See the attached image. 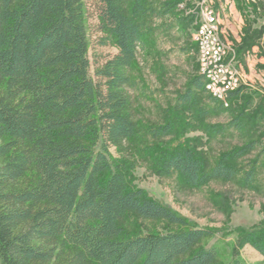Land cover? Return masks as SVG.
Returning a JSON list of instances; mask_svg holds the SVG:
<instances>
[{
  "label": "trees",
  "instance_id": "trees-1",
  "mask_svg": "<svg viewBox=\"0 0 264 264\" xmlns=\"http://www.w3.org/2000/svg\"><path fill=\"white\" fill-rule=\"evenodd\" d=\"M177 3L95 0L96 22L88 25L85 0H0V264H212L216 259L217 246L199 245L215 232L188 223L132 185L133 164L110 150L137 148L141 130L154 139L173 130L174 120L139 127L127 89L135 87L131 70L151 32V18ZM89 29L99 45L116 52L91 61ZM193 47L196 53V42ZM201 92L206 102L224 107L197 74L175 108L194 106ZM254 146L250 140L210 162L178 143L161 150L154 162L160 174L178 173L190 186L239 174L251 186L256 161L242 159ZM129 214L180 228L129 232ZM236 245H249L264 258V224L239 230ZM226 264L246 263L234 256Z\"/></svg>",
  "mask_w": 264,
  "mask_h": 264
},
{
  "label": "rangeland",
  "instance_id": "rangeland-1",
  "mask_svg": "<svg viewBox=\"0 0 264 264\" xmlns=\"http://www.w3.org/2000/svg\"><path fill=\"white\" fill-rule=\"evenodd\" d=\"M85 1L87 24L93 25L95 0ZM152 1L159 6L167 0ZM205 1L213 6V23L222 28V37L230 42L241 66L244 82L238 94L222 107L206 102L207 95L201 92L194 106L175 108L178 96L189 87L192 77L199 74L193 47L197 25L193 24L189 4L181 8L182 0H178L169 13L151 18V32L143 46L138 47L131 70L135 87L127 89L139 127L174 120L173 130L155 139L141 130L137 148L125 144L122 152L110 150L113 157L124 155L133 164L128 173L132 185L145 189L188 223L215 232L199 243L218 247L212 264H226L234 256L246 264H264L263 256L251 246L236 245L239 230L264 224V0ZM89 38L91 61H100L116 52L114 47L99 45L98 35L90 29ZM93 69L91 66L90 74L94 77ZM199 109L207 111L200 114ZM250 140L255 141L254 149L242 161H256L251 186L242 183L240 174L230 180L190 186L178 173L160 174L154 162L161 150L178 143L214 162L223 152ZM125 227L129 232L180 228L163 219H140L131 214L125 219Z\"/></svg>",
  "mask_w": 264,
  "mask_h": 264
},
{
  "label": "built area",
  "instance_id": "built-area-1",
  "mask_svg": "<svg viewBox=\"0 0 264 264\" xmlns=\"http://www.w3.org/2000/svg\"><path fill=\"white\" fill-rule=\"evenodd\" d=\"M179 6L189 7V13L194 15L193 24H198V31L193 33L197 35V57L201 58L199 74L216 81L219 90H227L229 103V94L244 82L243 72L230 42L222 37V28L212 26L211 5L205 0H182Z\"/></svg>",
  "mask_w": 264,
  "mask_h": 264
},
{
  "label": "bare ground",
  "instance_id": "bare-ground-1",
  "mask_svg": "<svg viewBox=\"0 0 264 264\" xmlns=\"http://www.w3.org/2000/svg\"><path fill=\"white\" fill-rule=\"evenodd\" d=\"M213 6H211V17L215 16V11L212 9ZM216 18V17H215ZM212 19V18H211ZM196 31H198V24ZM212 26L213 28H216V26L213 23L212 20ZM196 45H197V35H196ZM196 53H197V47H196ZM198 65L201 66V58L197 57ZM204 80V87L208 94L211 95L216 101L221 102L224 106L228 105V95L227 90H219V84H217L216 81H213L212 79H208L206 76H203Z\"/></svg>",
  "mask_w": 264,
  "mask_h": 264
}]
</instances>
